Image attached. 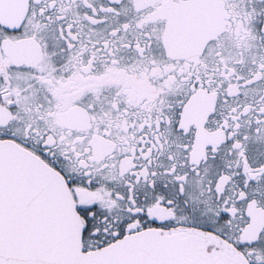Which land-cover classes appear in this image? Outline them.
<instances>
[{
    "label": "snow or ice",
    "instance_id": "obj_1",
    "mask_svg": "<svg viewBox=\"0 0 264 264\" xmlns=\"http://www.w3.org/2000/svg\"><path fill=\"white\" fill-rule=\"evenodd\" d=\"M0 264H264V0H0Z\"/></svg>",
    "mask_w": 264,
    "mask_h": 264
}]
</instances>
